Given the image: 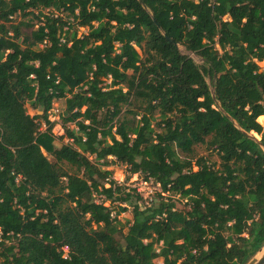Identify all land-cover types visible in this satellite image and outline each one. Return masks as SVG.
<instances>
[{"label":"trees","instance_id":"obj_1","mask_svg":"<svg viewBox=\"0 0 264 264\" xmlns=\"http://www.w3.org/2000/svg\"><path fill=\"white\" fill-rule=\"evenodd\" d=\"M141 1L0 0L3 264H247L264 246V0Z\"/></svg>","mask_w":264,"mask_h":264},{"label":"rangeland","instance_id":"obj_2","mask_svg":"<svg viewBox=\"0 0 264 264\" xmlns=\"http://www.w3.org/2000/svg\"><path fill=\"white\" fill-rule=\"evenodd\" d=\"M193 1H196V0H193ZM45 12H48V11H45ZM24 31H27V30H24ZM87 32H88V28H78L76 31V36L80 37L81 35H84ZM179 50H180L181 54L192 58L193 61L195 62V64L198 65L200 68L204 65L203 60L200 57L196 56L195 54H193L189 51H186L183 47H179ZM258 66L260 67L261 70L264 71V62L258 63ZM205 79H206L207 83L210 85V88H212L210 78L208 75L205 76ZM25 107H26V111H27L28 115H30L31 117H34L37 121H40V115L42 114L40 109H35L33 106H31L29 104H26ZM64 111H65L64 100H57L53 103L52 109L48 113V119L51 122V126L48 127L44 124V122H41L42 123L41 128H40L41 133L46 134V132H48L53 136V139L52 138L47 139V142L53 147H60L62 145V143L67 142L66 139L61 140L59 138L64 134V130L62 128V116L64 115ZM127 118L130 119L131 117L127 116ZM154 119H155V121L152 124L155 127L154 123L159 121V114L156 113L154 116ZM259 122L263 124L264 123V117H261L259 119ZM66 126L70 129L74 128V125L70 124V123L66 124ZM156 132H159V130L157 129ZM254 136H256V135H254ZM49 144L48 145L45 144V146L42 145V151L45 155L48 153L47 148H48ZM202 155L208 157L211 161L218 162V158L215 154H209L208 152H206L204 147H196V156H202ZM178 156L180 159L184 158V154H182L181 152L178 153ZM48 158H51V157L48 156ZM109 161H110V164L108 165V167H104V169L110 171L111 179L114 180L115 182H117L118 185L126 187L128 189H135V190L139 189V193L143 197L144 204L149 203L154 198L155 193H157L159 191L158 186L156 184H154L153 181H151V180L145 181L142 176H138L137 174L130 176L127 168L124 165L114 163L113 160H109ZM136 192H137V190H136ZM101 199L102 198H97L96 201L99 202V201H101ZM176 199H177V208L182 209L184 207V204L186 203V200L179 198V196H177ZM110 204L113 207H117L118 205L125 207L124 204H119L117 202H114V203L107 202V203H105V206H109ZM113 214L115 215L114 212H113ZM132 218H133V214L131 212L130 207H127L125 209V211H123L118 216V220L120 222V227H123L124 233L126 232L127 221H131ZM0 264H3V258L1 256H0ZM154 264H162V260L161 259H155Z\"/></svg>","mask_w":264,"mask_h":264},{"label":"water","instance_id":"obj_3","mask_svg":"<svg viewBox=\"0 0 264 264\" xmlns=\"http://www.w3.org/2000/svg\"><path fill=\"white\" fill-rule=\"evenodd\" d=\"M139 3L141 4V6L146 9L145 5L143 4V2L141 0H139ZM170 42L172 41L171 39L167 38ZM179 49V47H178ZM210 92H211V96L213 98L214 101L215 100V93H214V88H210ZM248 137H254V135H252L251 133L248 134ZM247 264H264V246L249 260V262Z\"/></svg>","mask_w":264,"mask_h":264},{"label":"built area","instance_id":"obj_4","mask_svg":"<svg viewBox=\"0 0 264 264\" xmlns=\"http://www.w3.org/2000/svg\"><path fill=\"white\" fill-rule=\"evenodd\" d=\"M137 190V192H139V189H136ZM65 252H67L66 250H65ZM64 258H66V256H64Z\"/></svg>","mask_w":264,"mask_h":264}]
</instances>
